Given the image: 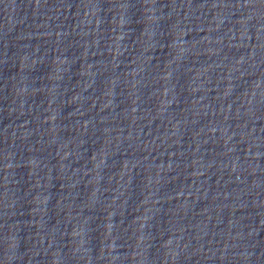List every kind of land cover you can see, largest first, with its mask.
Listing matches in <instances>:
<instances>
[{
	"label": "water",
	"instance_id": "95a60500",
	"mask_svg": "<svg viewBox=\"0 0 264 264\" xmlns=\"http://www.w3.org/2000/svg\"><path fill=\"white\" fill-rule=\"evenodd\" d=\"M0 264H264V0H0Z\"/></svg>",
	"mask_w": 264,
	"mask_h": 264
}]
</instances>
